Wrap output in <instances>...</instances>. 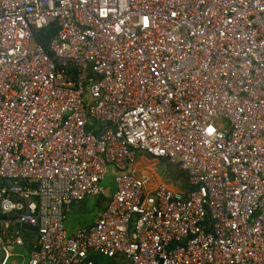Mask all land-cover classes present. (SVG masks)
I'll return each instance as SVG.
<instances>
[{
	"label": "built area",
	"instance_id": "obj_1",
	"mask_svg": "<svg viewBox=\"0 0 264 264\" xmlns=\"http://www.w3.org/2000/svg\"><path fill=\"white\" fill-rule=\"evenodd\" d=\"M96 258L264 264V0H0V264Z\"/></svg>",
	"mask_w": 264,
	"mask_h": 264
},
{
	"label": "rangeland",
	"instance_id": "obj_2",
	"mask_svg": "<svg viewBox=\"0 0 264 264\" xmlns=\"http://www.w3.org/2000/svg\"><path fill=\"white\" fill-rule=\"evenodd\" d=\"M146 157L148 159V162L150 163L149 166L147 167V172L153 175L154 178L152 183L155 184L156 180L161 182L163 181L165 183H172V184H173V180H176L177 183L179 182L183 183L182 175L180 176L178 174V171L174 169L168 162L154 160L148 156ZM113 173H114L113 169H109L108 176L106 177L105 181L102 184V186L105 187V189H107L108 194L111 193V190H114V185L112 184ZM140 174L141 173H138V175ZM103 206H104V202H102L101 205H98V201L96 197L88 199V201L84 205V208L81 207L78 209V210L81 209L82 213L78 215H70V218L66 220L68 229L71 231V230H76L77 228L84 227V225H86L88 222L93 221L96 218L97 213L101 210ZM16 251H20L25 256H27L26 252H24L23 249H18Z\"/></svg>",
	"mask_w": 264,
	"mask_h": 264
},
{
	"label": "crops",
	"instance_id": "obj_3",
	"mask_svg": "<svg viewBox=\"0 0 264 264\" xmlns=\"http://www.w3.org/2000/svg\"><path fill=\"white\" fill-rule=\"evenodd\" d=\"M163 162V161H162ZM149 162H148V159H147V157H146V155H143V154H141L140 156H139V161H138V164L136 165V169L138 170V171H143V170H146L147 171V167L149 166ZM153 176V175H152ZM156 180V179H155ZM156 183H165V182H161V181H158V180H156ZM165 184H167L168 186H173V184L172 183H165ZM112 185V184H111ZM111 192H112V190H111ZM98 200V199H97ZM85 205V204H84ZM84 205H82V204H74V205H72V206H70L69 207V209L67 210V212H66V220H68L69 218H70V215H78V214H80V213H82L81 212V209L80 210H78L79 208H81V207H83L84 208ZM78 208V209H77ZM103 210V207L101 208V210L97 213V216H96V218L98 217V214L101 212ZM95 218V219H96ZM95 219L93 220V221H91V222H88L86 225H84V226H89V225H92L93 224V222L95 221ZM66 226H67V224H66ZM67 229H68V226H67ZM78 229V228H77ZM68 231L70 232V233H72L73 231H75V230H69L68 229Z\"/></svg>",
	"mask_w": 264,
	"mask_h": 264
},
{
	"label": "trees",
	"instance_id": "obj_4",
	"mask_svg": "<svg viewBox=\"0 0 264 264\" xmlns=\"http://www.w3.org/2000/svg\"><path fill=\"white\" fill-rule=\"evenodd\" d=\"M57 33V26H56V24H53V25H51L49 28H46V29H44V30H42V31H40L39 32V34L37 35V37H36V40H37V42L38 43H40L44 48H45V50L46 51H49V42H50V39L55 35ZM175 169V168H174ZM178 171V170H177ZM178 174L181 176L182 175V177H183V179H184V176H183V174H181L179 171H178ZM98 200V205H101V203L102 202H105V200H106V198H103V197H96ZM88 201V199L87 200H85L84 202H82V203H79V204H82V205H84L86 202ZM74 205V204H73ZM104 207V206H103ZM78 209V208H77ZM66 215V214H65ZM96 261H97V263L98 264H103L104 263V261H102V259H98V258H96Z\"/></svg>",
	"mask_w": 264,
	"mask_h": 264
},
{
	"label": "water",
	"instance_id": "obj_5",
	"mask_svg": "<svg viewBox=\"0 0 264 264\" xmlns=\"http://www.w3.org/2000/svg\"><path fill=\"white\" fill-rule=\"evenodd\" d=\"M22 229L24 230H31V231H34L36 232L37 231V228L36 227H32V226H29V225H23L21 226ZM18 229V227H15L14 230L16 231Z\"/></svg>",
	"mask_w": 264,
	"mask_h": 264
}]
</instances>
